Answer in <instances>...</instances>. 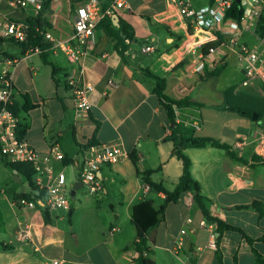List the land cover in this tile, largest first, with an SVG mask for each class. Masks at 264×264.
<instances>
[{"label":"crops","instance_id":"0c3cea01","mask_svg":"<svg viewBox=\"0 0 264 264\" xmlns=\"http://www.w3.org/2000/svg\"><path fill=\"white\" fill-rule=\"evenodd\" d=\"M88 0H52L44 14L55 42L45 65L37 51L21 55L13 42H5L0 52L7 54L16 66L12 80L19 107V122L29 126L24 141L40 153L59 147L65 158L52 162V176L63 172L71 194L79 187V168L83 153L90 146L119 144L127 152L123 161L103 166L98 179L104 193L91 195L83 186L76 191L68 211L44 214L43 206L17 211L16 198L23 195H45L34 173L32 183L23 173L0 161V208L16 217L13 227L15 244L0 236V264H137V231L132 224V211L142 201H152L158 210L166 195L153 191L138 176L151 173V180L173 191L183 173V163L173 156L174 138L209 137L232 147L240 162L230 158L226 150L210 144L185 146L183 152L192 162L191 173L200 184L201 194L210 200V214L242 229L253 239L264 235V216L237 207L253 201L264 203V161L253 153L256 139L264 136V117L253 121L231 111L217 110L232 98L246 95L264 98L263 85L254 82L241 87L243 65L227 51L222 57L226 68L217 77L207 78L205 58L208 49L218 46L234 33L241 41L253 43L242 24L232 19L213 32L195 30L188 19L179 16L173 0H125L127 7L100 22L96 30L97 44L82 61L84 79L94 87L90 95L89 117L79 119L68 78L74 66L62 50L73 34V20L78 8ZM198 10L212 0H189ZM9 0H0V37L7 20L26 23L34 17L28 10H13ZM121 23L131 27L135 40H125L121 55L114 37L120 35ZM153 51L143 53L144 47ZM224 57V58H223ZM224 76V78H222ZM153 77L166 80L165 93L177 100L203 104L175 109L177 127L172 132L166 113L154 94ZM114 83V85L111 84ZM23 95H28L36 108L25 111ZM199 121L201 128L192 125ZM138 157L137 166L130 155ZM16 171V172H15ZM2 172V173H1ZM45 185L50 184L47 175ZM23 182L26 186L19 188ZM191 218L192 233L181 237L186 219ZM28 226L32 239L21 242L19 231ZM12 228V225H11ZM116 228L113 234L110 231ZM216 225L202 216L191 193L183 194L166 207L157 228L147 234L145 258L151 264H221L217 248L207 247ZM179 244L181 247H179ZM203 248L198 251L197 248ZM222 264H255L250 245L237 232H225L219 243ZM264 255V244L255 243ZM235 256L237 261H235Z\"/></svg>","mask_w":264,"mask_h":264},{"label":"built area","instance_id":"2783aa9c","mask_svg":"<svg viewBox=\"0 0 264 264\" xmlns=\"http://www.w3.org/2000/svg\"><path fill=\"white\" fill-rule=\"evenodd\" d=\"M234 1L236 0H213L198 10L192 8L189 0H173V5L179 16L188 19L189 24L195 30L213 32L221 24L230 20L227 15L231 11ZM240 3L244 11L241 24L243 30L253 39V43L241 41L238 33L232 34L220 45L208 49L204 71L209 73L215 71L223 62L218 53L220 52L224 56L228 51L244 67L241 87L250 86L256 81L264 86V36L259 34L264 13V0H240ZM8 4L13 10H28L31 7L34 17L43 9V0H9ZM126 7L125 0H88L77 9L73 20V34L62 44L66 59L74 66L73 74L68 78L67 84L72 93L75 114L79 119L89 117L92 108L90 95L94 91L93 85L83 77L82 61L97 44L96 30L100 22ZM27 31L26 23L7 20L3 25L2 38L22 43L27 38ZM42 34L45 43L53 45L55 39L52 32L46 31ZM35 51L39 52L37 49ZM142 51L143 53L151 52L153 48L147 46ZM15 64L14 60L5 58L0 52V161L6 159L9 163L31 164L39 176L37 182L44 188L45 195L41 199H28L20 196L14 201V208L17 211H22L43 206L49 213L68 211L71 208L72 198L67 188V177L63 172H59L55 176H52L51 172L52 162H62L65 158L64 153L59 147H53L48 153H40L18 137L19 119L12 109L16 99L12 80ZM111 84L114 85L112 82ZM192 128L199 130L200 122H194ZM253 153L258 159L264 161V136L256 139ZM127 157V152L119 144L90 146L83 153V162L78 173L79 181L91 195L103 194L104 187L98 179L100 169L103 166L117 164ZM44 175L50 179L49 185L44 184ZM191 224L192 219H186L180 232L181 237L193 232L190 229ZM116 231L117 229L113 228L110 233L113 234ZM216 238L215 233H211L207 247L216 248ZM18 239L21 242L31 241L32 236L28 226L20 229ZM179 247H181L180 244ZM197 250L202 251L203 248L198 247ZM53 264L60 263L55 261Z\"/></svg>","mask_w":264,"mask_h":264},{"label":"trees","instance_id":"16d2710c","mask_svg":"<svg viewBox=\"0 0 264 264\" xmlns=\"http://www.w3.org/2000/svg\"><path fill=\"white\" fill-rule=\"evenodd\" d=\"M51 1L52 0H43L42 11L36 17L27 19L26 24L28 25V31H27V38L24 42L22 43L15 41H9V42H13L19 47L21 55H25L28 51H35L37 49L39 51L42 62L45 65L51 66L52 76L55 79L56 67L49 60V54L52 45L49 43H45L42 34L43 32L50 30V28L46 26L45 19L43 18V16L49 10ZM243 15H244V11L242 9L241 3L234 1L231 11L228 12L227 15L228 19H232L236 21L238 24H241ZM259 34L260 36H264V13L262 16L261 25L259 27ZM114 38L116 39V46L119 49L121 55L124 54V51L126 49L124 44L125 40L126 39L130 41L135 40L131 27L123 23H121L120 25V35ZM5 42H7V40L0 37V47ZM1 54L5 58H9L13 60L5 53L1 52ZM226 65L227 64L222 62L221 65L215 69V71L210 73L206 72L205 76L207 78L219 76L221 72L226 68ZM153 79L155 80V87L153 89V92L159 98L160 105L162 106V108L166 113V117L172 132H175L177 127L176 113H175L176 108L186 107V106L205 107L203 104L193 103L190 102L188 99L177 100L168 96L165 93L166 80L164 78H159V77H153ZM23 99L25 101V106H24L25 111H30L36 108V106L32 103L28 95H23ZM12 109L16 117L19 119L20 110L16 100L14 101V106L12 107ZM216 109L222 111H231L243 117H247L249 119H252L253 114L256 113L260 119L264 117V98L258 99L246 95H239L236 96L235 98H232V93L227 92V104L225 106L216 107ZM28 129L29 126L26 123L19 122L17 126L18 137L23 140L27 134ZM204 144H210L214 148L226 150L230 158L240 162H244L242 159H238L236 157L231 146L222 144L216 139L209 137H192L188 139H184L182 137H175L173 156L183 163V173L179 179L178 184L175 186L173 191L171 192L166 191L162 187V185H158L152 182L150 172L140 173L138 171V176L144 181V183L148 185L150 189H152L153 191L164 193L166 195V199L163 205L158 210H156L153 207L152 201H142L137 205H135L133 208L131 221L137 231L136 249L139 253V259L137 261V264H151L149 261L146 260L144 256L147 245V238H146L147 234L149 231L157 228L158 225L162 222L166 207L169 204L176 203L180 199V197L185 193L192 194L193 200L198 205L204 219L207 222L216 225V232L218 233V237L216 238V245H217L216 256L221 264H222V253L220 251L219 243L222 235L225 232L239 233L252 248V251L255 256V264H264V255L260 254L254 247V244L257 242L264 244V235L259 239H253L250 236H248L242 229L232 226L221 219L213 217L210 214V210L208 206L210 200L201 194L200 184L193 178L191 173L192 162L188 158V156H186L183 152V148L185 146H198ZM130 159L132 160L134 165L137 166L138 157L135 154H131ZM8 166H10V168L12 169L19 171L20 173H23L26 176V178H28L29 181H31V185H33L32 177L35 173V170L31 164H27V163L14 164L8 162ZM42 194L37 197H32L31 195H23V196L28 199H34V198L41 199ZM237 209L256 211L259 213L260 216L262 217L264 216V203L261 201H253L248 205L239 206L237 207ZM44 214L47 220V216H49V212L45 210ZM235 261H237L236 256H235Z\"/></svg>","mask_w":264,"mask_h":264},{"label":"rangeland","instance_id":"374dc122","mask_svg":"<svg viewBox=\"0 0 264 264\" xmlns=\"http://www.w3.org/2000/svg\"><path fill=\"white\" fill-rule=\"evenodd\" d=\"M230 65H241V64L237 61V62H231ZM222 78H224V76ZM26 185H27L26 182H23L21 185H19V188L23 189ZM15 223H16V217L10 211H4V209L0 208V236L3 241L11 242L13 244L16 243L13 237L11 236L13 235V227L15 226Z\"/></svg>","mask_w":264,"mask_h":264},{"label":"water","instance_id":"95a60500","mask_svg":"<svg viewBox=\"0 0 264 264\" xmlns=\"http://www.w3.org/2000/svg\"><path fill=\"white\" fill-rule=\"evenodd\" d=\"M237 2H240V0H236ZM258 115L256 114V113H254L253 114V116H252V120L253 121H257L258 120ZM16 172V171H15ZM84 185H83V183H81V182H79V187H74V189H73V191L71 192V200H74V198H75V194H76V191H78L80 188H82Z\"/></svg>","mask_w":264,"mask_h":264}]
</instances>
